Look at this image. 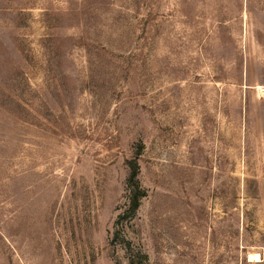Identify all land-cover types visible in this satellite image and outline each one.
Listing matches in <instances>:
<instances>
[{
	"label": "rangeland",
	"instance_id": "obj_1",
	"mask_svg": "<svg viewBox=\"0 0 264 264\" xmlns=\"http://www.w3.org/2000/svg\"><path fill=\"white\" fill-rule=\"evenodd\" d=\"M132 261L264 264V0H0V264Z\"/></svg>",
	"mask_w": 264,
	"mask_h": 264
},
{
	"label": "trees",
	"instance_id": "obj_2",
	"mask_svg": "<svg viewBox=\"0 0 264 264\" xmlns=\"http://www.w3.org/2000/svg\"><path fill=\"white\" fill-rule=\"evenodd\" d=\"M139 167L138 165L130 168V176L128 178V187L130 189V207L120 216V220H125L134 215L140 208L141 201L145 195L144 190L138 180ZM130 264H145L142 261H132Z\"/></svg>",
	"mask_w": 264,
	"mask_h": 264
},
{
	"label": "bare ground",
	"instance_id": "obj_3",
	"mask_svg": "<svg viewBox=\"0 0 264 264\" xmlns=\"http://www.w3.org/2000/svg\"><path fill=\"white\" fill-rule=\"evenodd\" d=\"M259 258H260V257H259L258 255H256V254H252V253H251V255H250V259L256 260V262L259 261ZM259 262H260V261H259Z\"/></svg>",
	"mask_w": 264,
	"mask_h": 264
}]
</instances>
